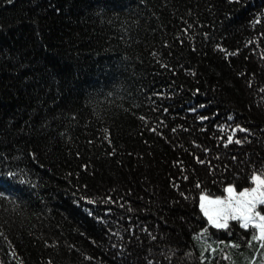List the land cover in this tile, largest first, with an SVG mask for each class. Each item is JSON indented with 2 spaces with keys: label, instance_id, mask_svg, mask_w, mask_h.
<instances>
[{
  "label": "trees",
  "instance_id": "1",
  "mask_svg": "<svg viewBox=\"0 0 264 264\" xmlns=\"http://www.w3.org/2000/svg\"><path fill=\"white\" fill-rule=\"evenodd\" d=\"M253 166L264 0H0L3 264H209L199 192Z\"/></svg>",
  "mask_w": 264,
  "mask_h": 264
},
{
  "label": "snow or ice",
  "instance_id": "2",
  "mask_svg": "<svg viewBox=\"0 0 264 264\" xmlns=\"http://www.w3.org/2000/svg\"><path fill=\"white\" fill-rule=\"evenodd\" d=\"M187 31V29H185ZM217 48H221V45H217ZM201 120L206 119V117H199ZM223 128L226 125H219ZM236 130H242L244 132L250 131V129L243 128L241 124H235L232 129V133ZM230 133L227 139L224 140L225 145L233 140V134ZM237 143H244L243 139L235 137ZM195 143V141H193ZM196 159L201 163H205L204 160L196 157ZM235 159V157H233ZM210 163V162H209ZM9 176H14L12 172L8 173ZM238 175V174H237ZM188 177L185 176L184 179ZM248 180L251 182V186H241L237 190V185L235 181L228 182L223 186L224 195L209 194L207 189H202L199 192L198 206L203 217L206 218L205 226L201 227L199 233H194V238L202 239L200 233L207 236L209 234V227L212 226L215 229H225L228 231L229 239L209 241L207 239H202L201 243V256L202 261H208L209 264L212 259L216 258L218 245H223L224 247H219V252L225 260L231 262V264H236V261L230 254V249L240 250L242 245H246L247 248L253 250V254L248 258L247 264H264V210L261 206H264V166L256 169L253 166L252 171L248 176ZM3 185L0 184V188ZM196 187H201V181H196ZM0 197L11 198V193L8 190H0ZM187 198V197H186ZM84 199L90 200V197L85 196ZM109 200L111 197L108 198ZM95 203V201H92ZM111 211V209H107ZM90 211V210H89ZM236 222V226L240 229L248 230L246 233H238L236 237L231 235V223ZM256 245L254 248L253 245ZM229 250H225V249ZM210 253V255H206ZM259 257V259H258ZM87 259H92V257L87 256ZM0 264H3L0 261Z\"/></svg>",
  "mask_w": 264,
  "mask_h": 264
},
{
  "label": "rangeland",
  "instance_id": "3",
  "mask_svg": "<svg viewBox=\"0 0 264 264\" xmlns=\"http://www.w3.org/2000/svg\"><path fill=\"white\" fill-rule=\"evenodd\" d=\"M247 186H251V184L250 185H247ZM241 187V186H240ZM240 187L239 186H237V190H239L240 189ZM225 193L224 192H222V194H220V195H224ZM262 207V210H264V206H261ZM231 223V225H232V227H231V233H235V234H237V230H235V229H237L238 228V226H236V222L235 221H232V222H230ZM224 230V229H223ZM243 230V229H242ZM227 231H229V230H226L225 232L228 234V232ZM234 234V235H235Z\"/></svg>",
  "mask_w": 264,
  "mask_h": 264
}]
</instances>
